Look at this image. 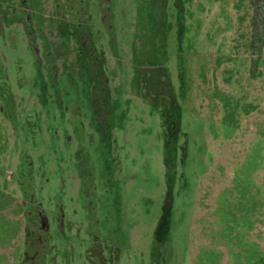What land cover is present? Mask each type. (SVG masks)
<instances>
[{
	"label": "rangeland",
	"instance_id": "obj_1",
	"mask_svg": "<svg viewBox=\"0 0 264 264\" xmlns=\"http://www.w3.org/2000/svg\"><path fill=\"white\" fill-rule=\"evenodd\" d=\"M263 239L264 0H0V264H264Z\"/></svg>",
	"mask_w": 264,
	"mask_h": 264
},
{
	"label": "trees",
	"instance_id": "obj_2",
	"mask_svg": "<svg viewBox=\"0 0 264 264\" xmlns=\"http://www.w3.org/2000/svg\"><path fill=\"white\" fill-rule=\"evenodd\" d=\"M92 50V48H91ZM98 59V58H97ZM99 61V60H98ZM173 117V119H172ZM166 133H167V142H166V149L167 152L172 154L174 149V144L172 143V136L176 135L178 133V120L176 114L174 116L172 115H166ZM173 146V148H172Z\"/></svg>",
	"mask_w": 264,
	"mask_h": 264
},
{
	"label": "flooded vegetation",
	"instance_id": "obj_3",
	"mask_svg": "<svg viewBox=\"0 0 264 264\" xmlns=\"http://www.w3.org/2000/svg\"><path fill=\"white\" fill-rule=\"evenodd\" d=\"M43 219H44V218H43ZM44 221H45V220H44ZM40 222H41V229H40V232H39V233H41V231H42V232H45V231L47 230V225H46V223H45V229L43 230V229H42V228H44V227H43V223H42L41 220H40ZM39 239H40V236H39V237H36V241H37V242H40ZM33 247H34V245H33Z\"/></svg>",
	"mask_w": 264,
	"mask_h": 264
},
{
	"label": "crops",
	"instance_id": "obj_4",
	"mask_svg": "<svg viewBox=\"0 0 264 264\" xmlns=\"http://www.w3.org/2000/svg\"><path fill=\"white\" fill-rule=\"evenodd\" d=\"M264 240V239H263Z\"/></svg>",
	"mask_w": 264,
	"mask_h": 264
}]
</instances>
